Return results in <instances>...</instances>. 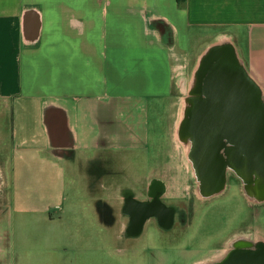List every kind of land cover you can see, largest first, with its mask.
<instances>
[{
  "label": "crops",
  "instance_id": "0c3cea01",
  "mask_svg": "<svg viewBox=\"0 0 264 264\" xmlns=\"http://www.w3.org/2000/svg\"><path fill=\"white\" fill-rule=\"evenodd\" d=\"M222 46L264 102V0H0V264H102L70 208L120 231L128 193L183 197L197 72Z\"/></svg>",
  "mask_w": 264,
  "mask_h": 264
},
{
  "label": "flooded vegetation",
  "instance_id": "af4514ba",
  "mask_svg": "<svg viewBox=\"0 0 264 264\" xmlns=\"http://www.w3.org/2000/svg\"><path fill=\"white\" fill-rule=\"evenodd\" d=\"M207 83L202 94H194L189 120L184 128L190 142L188 190L183 197L174 198L171 202V199L163 198L167 193L165 185L153 181L144 199L135 200L131 193L126 195L122 209L126 223L115 237L117 244L126 243L125 257L131 255L133 259L142 255L149 263L151 251L161 250L154 245V239L157 242L160 238L169 239L175 243L190 236L196 215L202 211L207 215L213 212L215 209L211 207L214 203L226 195L233 194L235 200L239 199L251 213L262 208L264 166L259 168L260 159L253 147L255 111L250 106L233 107L215 102L211 85ZM200 97L205 102H201ZM202 141L205 143L203 153L199 150ZM250 216L254 218V214ZM223 220L220 214L217 222L222 224ZM151 224L156 230L148 232L151 234L149 237L146 228ZM242 224L231 230L227 240L209 253L221 256L210 260L207 254L195 264H220L233 252H254L264 247V240H256L243 230ZM206 237L211 238L210 235ZM192 240L193 237H188L184 248L174 249L183 257L203 248L204 245L195 246Z\"/></svg>",
  "mask_w": 264,
  "mask_h": 264
},
{
  "label": "rangeland",
  "instance_id": "374dc122",
  "mask_svg": "<svg viewBox=\"0 0 264 264\" xmlns=\"http://www.w3.org/2000/svg\"><path fill=\"white\" fill-rule=\"evenodd\" d=\"M194 94H196V92ZM182 125L183 124H181L180 127L181 130ZM3 160L2 156H0V205L3 204L6 198L5 185L7 176ZM123 182L122 178H120L119 183ZM187 190L188 187L185 192H187ZM78 198L80 199V202L83 200V197L80 194L78 195ZM235 199L236 198L233 194H230L229 196L226 195L222 197L221 200H217L214 203V206L211 207L215 209L213 212L208 215L205 211L198 213L193 219L192 228L189 231L190 236H186L178 242L176 241L174 243V241L171 242L169 239L166 240L163 238H160L157 242V240L154 239V245L161 248V250L156 249L151 251L149 263L146 262V256L144 257L140 255L133 259L131 255L125 257L123 251L126 248V243L122 242V244L119 245L114 239L117 229V234H119V228H112L110 231H106L104 228L105 226L101 228V226L94 221V218H92L93 216L88 210V207L85 206L86 204L84 200L81 202L83 205L79 204L74 208H70L68 213H65V216L70 217L66 218V228L68 227V224H75L74 228H69L75 233L76 230L78 231L77 234L80 235V239L76 241L80 243L79 246L81 245L88 248L96 246L101 249L102 264H195L198 260H201L204 256L213 251L214 247L227 240L231 230L236 229L235 227H239L241 223H243V230H247L251 233L256 240H264V210L262 211V208H258L251 213V211H249L239 199H237V201ZM78 210L82 211L79 215H70ZM220 214L222 220L224 219L222 224L221 222H217ZM251 214H254L253 219L250 216ZM73 218L75 219L74 221ZM151 230H156L153 228L152 224L148 225L146 228L149 237L151 234L148 232ZM95 235L97 236L96 238L93 237ZM207 235L211 236L210 240L209 237H206ZM188 237H193L192 241L195 246H204L199 251H191L182 257V254L180 255L174 248H184ZM162 244H164L165 247L162 246ZM76 245L77 242H75L74 239L67 240L65 243L67 249H72V247H76ZM120 247H122L121 252H117ZM213 253L214 252L208 255V259L210 258V260H213L214 258L217 259L218 256H221L220 254Z\"/></svg>",
  "mask_w": 264,
  "mask_h": 264
},
{
  "label": "water",
  "instance_id": "95a60500",
  "mask_svg": "<svg viewBox=\"0 0 264 264\" xmlns=\"http://www.w3.org/2000/svg\"><path fill=\"white\" fill-rule=\"evenodd\" d=\"M198 80L197 93H203L208 81L215 102L233 107L250 106L254 109L257 120L254 125L253 147L260 159L259 168L263 167L264 162H261L264 160V102L255 84L241 68L232 48L229 46L211 48L201 66ZM202 98L199 100L205 102ZM248 129L250 130V127ZM199 150L201 153L205 150L203 141L199 143ZM220 264H264V247L254 252H233Z\"/></svg>",
  "mask_w": 264,
  "mask_h": 264
},
{
  "label": "bare ground",
  "instance_id": "6f19581e",
  "mask_svg": "<svg viewBox=\"0 0 264 264\" xmlns=\"http://www.w3.org/2000/svg\"><path fill=\"white\" fill-rule=\"evenodd\" d=\"M207 54L204 55V57L202 58L201 62H200V66H199V69H198V72H197V78H196V82L198 83V79H199V75H200V69H201V66L203 65L204 63V60L206 58Z\"/></svg>",
  "mask_w": 264,
  "mask_h": 264
},
{
  "label": "trees",
  "instance_id": "16d2710c",
  "mask_svg": "<svg viewBox=\"0 0 264 264\" xmlns=\"http://www.w3.org/2000/svg\"><path fill=\"white\" fill-rule=\"evenodd\" d=\"M180 1V0H179Z\"/></svg>",
  "mask_w": 264,
  "mask_h": 264
}]
</instances>
